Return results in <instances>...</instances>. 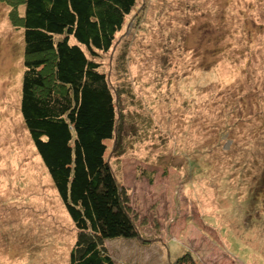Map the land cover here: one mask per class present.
<instances>
[{
  "label": "rangeland",
  "instance_id": "obj_1",
  "mask_svg": "<svg viewBox=\"0 0 264 264\" xmlns=\"http://www.w3.org/2000/svg\"><path fill=\"white\" fill-rule=\"evenodd\" d=\"M10 8L0 3V264H70L77 230L21 114ZM212 26L216 48L202 37ZM94 59L115 96L106 159L139 232L107 242L115 263L264 264V0H137Z\"/></svg>",
  "mask_w": 264,
  "mask_h": 264
},
{
  "label": "trees",
  "instance_id": "obj_2",
  "mask_svg": "<svg viewBox=\"0 0 264 264\" xmlns=\"http://www.w3.org/2000/svg\"><path fill=\"white\" fill-rule=\"evenodd\" d=\"M0 3L22 23L26 70L21 114L77 230L70 264H116L107 242L136 239L139 232L135 209L106 159L107 142L119 141L115 96L94 58L111 50L137 0ZM213 27L202 37L216 48L223 30ZM116 153L123 156L124 148Z\"/></svg>",
  "mask_w": 264,
  "mask_h": 264
}]
</instances>
